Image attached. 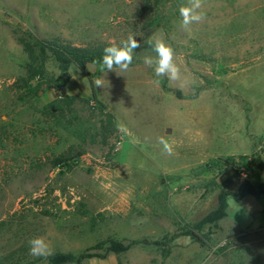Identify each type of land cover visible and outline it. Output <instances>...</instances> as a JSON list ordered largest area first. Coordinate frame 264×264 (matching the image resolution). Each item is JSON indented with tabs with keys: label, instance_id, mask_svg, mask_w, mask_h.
Here are the masks:
<instances>
[{
	"label": "rangeland",
	"instance_id": "obj_1",
	"mask_svg": "<svg viewBox=\"0 0 264 264\" xmlns=\"http://www.w3.org/2000/svg\"><path fill=\"white\" fill-rule=\"evenodd\" d=\"M186 3L167 0L164 20L142 29V0H0V256L21 264H48L56 253L92 256L80 264H264V198L228 196L226 216L202 230L206 246L186 234L220 192L264 184V0H204L206 18L188 30L178 11ZM129 34L140 47L127 72L72 65L60 91L17 102L13 83L29 60L18 39L50 52L55 40L119 44ZM149 38L171 45L189 87L154 83L143 62L155 56ZM44 68L58 75L52 55ZM91 83L121 141L111 161L85 145L69 168H52L77 144L78 129L55 127L40 111L60 93L89 96ZM37 236L51 247L47 258L29 255ZM114 244L127 249L113 252Z\"/></svg>",
	"mask_w": 264,
	"mask_h": 264
},
{
	"label": "trees",
	"instance_id": "obj_2",
	"mask_svg": "<svg viewBox=\"0 0 264 264\" xmlns=\"http://www.w3.org/2000/svg\"><path fill=\"white\" fill-rule=\"evenodd\" d=\"M142 1L143 8L139 14V18L142 20V29L151 28L164 20L161 8L167 0ZM18 42L23 47V51L29 56L24 76L13 83L15 93H17L16 100L19 103H27L46 89L60 91L68 82V70L72 65L77 66L84 73H86V66L89 63L102 65L103 49L111 45V43L106 42H95L83 46H73L69 42L60 40L47 43L49 51L57 64L58 75L55 77L45 71L46 51L41 43L33 46L29 41L23 39H18ZM35 48L38 49L36 54ZM80 113H88L89 119H95L94 123L89 125V119L83 118ZM40 115L47 119V123H51L55 127L78 129L75 132L77 144L69 146L52 158L50 160L52 168L65 166L69 168L84 153L83 147L85 145L98 146L104 152L106 161H111L116 145L121 141L115 118L99 98L97 89L93 87L92 83L90 84L89 96L81 97L60 93L42 107ZM236 165L237 168L241 166L244 168L243 163ZM228 196H231L235 201H239L246 196L260 200L264 198V184L254 185L245 181L239 185L235 193L220 192L217 206L186 232L201 246H206L208 241V237L202 234L203 228L216 224L226 216V199ZM228 243L219 251L226 250ZM111 249L113 252H119L127 248H123L120 244H114ZM90 258L92 256L88 253L77 256L70 253H56L49 257L48 264H80ZM0 264L21 263L9 257L0 256Z\"/></svg>",
	"mask_w": 264,
	"mask_h": 264
},
{
	"label": "clouds",
	"instance_id": "obj_3",
	"mask_svg": "<svg viewBox=\"0 0 264 264\" xmlns=\"http://www.w3.org/2000/svg\"><path fill=\"white\" fill-rule=\"evenodd\" d=\"M203 7L204 0H187L186 4L179 6L180 27L188 30L191 25L201 23L206 18ZM134 37V35L129 34L119 44L112 43L103 49L101 63L107 72L119 69V73H124L129 70L133 62L134 50L140 47V43ZM146 43L155 53V56L145 55L143 57L144 64L153 68L154 75L157 78L154 83L158 84L160 78H167L168 81L176 83L180 89L187 88L193 83L182 73L171 45L161 38H149ZM119 73L116 72L117 75H120ZM94 83L98 88L104 87V80L101 78H97ZM157 142L162 146L163 153L168 156L174 154V146L167 139L159 137ZM28 245L29 255L33 257L47 258L52 251L44 237H32L29 239Z\"/></svg>",
	"mask_w": 264,
	"mask_h": 264
},
{
	"label": "built area",
	"instance_id": "obj_4",
	"mask_svg": "<svg viewBox=\"0 0 264 264\" xmlns=\"http://www.w3.org/2000/svg\"><path fill=\"white\" fill-rule=\"evenodd\" d=\"M239 174H240L241 177L244 178L246 176V169L245 168H240Z\"/></svg>",
	"mask_w": 264,
	"mask_h": 264
},
{
	"label": "water",
	"instance_id": "obj_5",
	"mask_svg": "<svg viewBox=\"0 0 264 264\" xmlns=\"http://www.w3.org/2000/svg\"><path fill=\"white\" fill-rule=\"evenodd\" d=\"M45 51H46L47 56L50 57L51 56V52H48L47 49H45Z\"/></svg>",
	"mask_w": 264,
	"mask_h": 264
}]
</instances>
